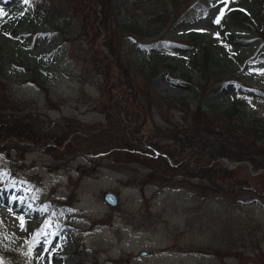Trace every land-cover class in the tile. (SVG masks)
<instances>
[{"label": "rangeland", "instance_id": "1", "mask_svg": "<svg viewBox=\"0 0 264 264\" xmlns=\"http://www.w3.org/2000/svg\"><path fill=\"white\" fill-rule=\"evenodd\" d=\"M211 2L193 20L184 9L172 14L176 0L111 2L115 55L140 110L148 107L142 144L181 148L184 162L223 143L264 164V60L238 61L264 40V23L251 17L262 1ZM83 9L82 0H0V111L41 134L68 130L67 120L89 129L114 121L80 38ZM232 9L249 12L247 21L238 23ZM105 33L95 46L108 53ZM161 42L171 48L157 52ZM68 140L51 150L0 146V264H264V199L248 193L255 178L243 196L214 193L182 175L158 179L163 154L77 156L62 151ZM241 165L239 176L255 177L249 161ZM106 189L118 193L116 209L102 200Z\"/></svg>", "mask_w": 264, "mask_h": 264}, {"label": "trees", "instance_id": "2", "mask_svg": "<svg viewBox=\"0 0 264 264\" xmlns=\"http://www.w3.org/2000/svg\"><path fill=\"white\" fill-rule=\"evenodd\" d=\"M111 2L112 0H82L84 9L81 13L80 38L86 40L88 43L90 59L103 82L101 92L106 101L103 104V109L114 121H111L105 127L100 125L89 129L83 124H71V121L67 120L68 130L41 134L27 121L19 119L16 114L0 111V146L18 149L19 147L27 148L30 145H47V149L51 150L62 147L63 142L69 138L62 149V151L69 154L86 156V154L88 155L93 151L97 152L94 154L97 158L98 156H109L115 153L124 154V156L126 154L136 156L135 153H138L143 155L139 158L150 160H153L154 150H158L177 164L176 166H171L167 159H162L163 173L162 175H156L158 179H166V177L173 175H182L188 179L206 182L211 192L235 193L236 196H243L245 194L243 189L249 190L247 189V185L250 183L249 181L255 178L253 180H256V183L259 185L253 186L252 184L248 193L251 195V198L264 199V175H255V177H252L247 174L246 176H239V169L242 165L229 168L217 160V157L225 156L231 161H249L252 169L257 170L260 167H264V164L256 161L257 157L255 154H247L241 150H234L233 147L225 146L221 143L219 146L213 145L207 148V151H209L207 156L199 154L192 160L183 162L182 158H179L181 148L178 150L174 147L170 150L167 149L169 147L167 144V146H159L150 140L146 141L144 145L142 144L140 127L143 126L146 120L148 107L140 110L142 106H140L141 103L136 95L132 78L127 68L115 55L113 33L111 34L108 25V21L110 22L111 18V16L109 17ZM176 3L178 6L173 9L172 14L174 15L180 9H184L183 14L187 15L186 18L193 20L205 15L209 10L211 0H176ZM233 17L237 22H244L248 18L246 15L239 13V11H236ZM129 26L125 25L126 29L130 28ZM100 29L106 32V39L103 45L107 47L108 53L101 51L95 46L96 39L100 36ZM138 44V41L136 45L134 44L136 49L138 48ZM153 47L156 48L157 52L166 49L165 44L162 42L158 45H153ZM250 55L251 57L255 56L256 58L264 59V46L262 48H256ZM247 56L243 58H247ZM197 74L201 76L200 71H197ZM114 89L119 91V95L122 98H117L113 92ZM113 96H116V99ZM214 97L215 95L210 97V103L216 102ZM237 105V101L231 103L232 107H236ZM200 107L201 104H198V109ZM117 125L123 127L124 130L116 127ZM139 125L141 126L139 127ZM128 129L131 131L132 136L126 131ZM135 134H138V137ZM132 143L135 144L132 145ZM102 147L104 148L103 151H96V149ZM156 157L158 156L154 158ZM153 174L155 173H149L151 177H153ZM228 180L231 182H228Z\"/></svg>", "mask_w": 264, "mask_h": 264}, {"label": "water", "instance_id": "3", "mask_svg": "<svg viewBox=\"0 0 264 264\" xmlns=\"http://www.w3.org/2000/svg\"><path fill=\"white\" fill-rule=\"evenodd\" d=\"M102 199L112 209H116L119 205L118 194L113 192L110 189L104 190L102 192ZM144 254H145L144 252L141 253V255H144Z\"/></svg>", "mask_w": 264, "mask_h": 264}, {"label": "snow or ice", "instance_id": "4", "mask_svg": "<svg viewBox=\"0 0 264 264\" xmlns=\"http://www.w3.org/2000/svg\"><path fill=\"white\" fill-rule=\"evenodd\" d=\"M25 2H27V0H25ZM216 22L219 23V19ZM21 225L23 226V219H21Z\"/></svg>", "mask_w": 264, "mask_h": 264}]
</instances>
